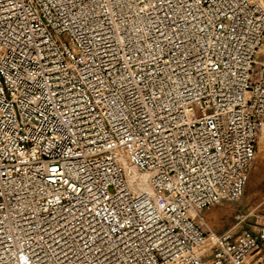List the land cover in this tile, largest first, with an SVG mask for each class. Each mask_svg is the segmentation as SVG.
I'll list each match as a JSON object with an SVG mask.
<instances>
[{"label":"built area","instance_id":"1","mask_svg":"<svg viewBox=\"0 0 264 264\" xmlns=\"http://www.w3.org/2000/svg\"><path fill=\"white\" fill-rule=\"evenodd\" d=\"M263 40L264 0H0V264H264L189 214L242 197Z\"/></svg>","mask_w":264,"mask_h":264},{"label":"rangeland","instance_id":"2","mask_svg":"<svg viewBox=\"0 0 264 264\" xmlns=\"http://www.w3.org/2000/svg\"><path fill=\"white\" fill-rule=\"evenodd\" d=\"M263 144L264 129L257 135L255 159L250 166L241 199L238 202L223 201L198 211L195 221L203 231H225L235 237L243 231L256 233L264 226Z\"/></svg>","mask_w":264,"mask_h":264},{"label":"bare ground","instance_id":"3","mask_svg":"<svg viewBox=\"0 0 264 264\" xmlns=\"http://www.w3.org/2000/svg\"><path fill=\"white\" fill-rule=\"evenodd\" d=\"M258 57L260 61H264V40L258 51ZM262 129H264V124L261 126L260 130ZM263 149H264V144H263ZM254 159H255V154H254ZM124 164L126 166V170L128 173V182H129V185L132 191L135 193L144 192L145 190L146 192H151L152 188L149 184L150 174L148 172L139 171L137 168H135L130 163V161L128 160V156L126 155H124ZM247 180H248V175L246 177L245 185L247 184ZM189 214L194 219H196V216L199 213L196 211L190 210Z\"/></svg>","mask_w":264,"mask_h":264},{"label":"crops","instance_id":"4","mask_svg":"<svg viewBox=\"0 0 264 264\" xmlns=\"http://www.w3.org/2000/svg\"><path fill=\"white\" fill-rule=\"evenodd\" d=\"M263 247H264V243H263Z\"/></svg>","mask_w":264,"mask_h":264}]
</instances>
